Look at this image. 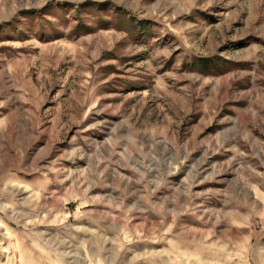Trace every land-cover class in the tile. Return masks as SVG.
I'll use <instances>...</instances> for the list:
<instances>
[{"label":"rangeland","instance_id":"1","mask_svg":"<svg viewBox=\"0 0 264 264\" xmlns=\"http://www.w3.org/2000/svg\"><path fill=\"white\" fill-rule=\"evenodd\" d=\"M0 264H264V0H0Z\"/></svg>","mask_w":264,"mask_h":264},{"label":"trees","instance_id":"2","mask_svg":"<svg viewBox=\"0 0 264 264\" xmlns=\"http://www.w3.org/2000/svg\"><path fill=\"white\" fill-rule=\"evenodd\" d=\"M220 62L221 60L217 61L211 58H203L197 61V63L201 65V67L205 69L206 72L208 68H209L208 70H213L214 67H216L214 70L220 69L221 67V66L219 67Z\"/></svg>","mask_w":264,"mask_h":264}]
</instances>
